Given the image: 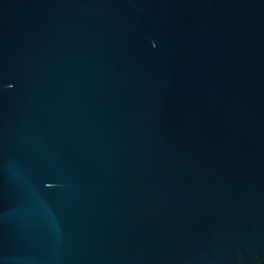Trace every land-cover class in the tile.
Instances as JSON below:
<instances>
[{
	"label": "water",
	"instance_id": "water-1",
	"mask_svg": "<svg viewBox=\"0 0 264 264\" xmlns=\"http://www.w3.org/2000/svg\"><path fill=\"white\" fill-rule=\"evenodd\" d=\"M0 264H264V0H0Z\"/></svg>",
	"mask_w": 264,
	"mask_h": 264
}]
</instances>
